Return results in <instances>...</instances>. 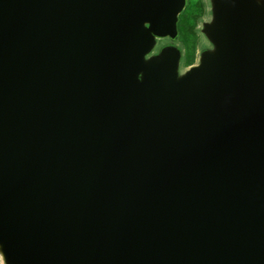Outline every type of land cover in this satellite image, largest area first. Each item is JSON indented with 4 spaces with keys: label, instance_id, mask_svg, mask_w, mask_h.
I'll use <instances>...</instances> for the list:
<instances>
[{
    "label": "water",
    "instance_id": "obj_1",
    "mask_svg": "<svg viewBox=\"0 0 264 264\" xmlns=\"http://www.w3.org/2000/svg\"><path fill=\"white\" fill-rule=\"evenodd\" d=\"M0 0L7 264H264V0Z\"/></svg>",
    "mask_w": 264,
    "mask_h": 264
},
{
    "label": "trees",
    "instance_id": "obj_2",
    "mask_svg": "<svg viewBox=\"0 0 264 264\" xmlns=\"http://www.w3.org/2000/svg\"><path fill=\"white\" fill-rule=\"evenodd\" d=\"M203 9L202 0H186L185 8L178 16L177 34L180 43L175 41V45L180 52L181 66H190L195 60L199 33L196 26L203 15Z\"/></svg>",
    "mask_w": 264,
    "mask_h": 264
},
{
    "label": "rangeland",
    "instance_id": "obj_3",
    "mask_svg": "<svg viewBox=\"0 0 264 264\" xmlns=\"http://www.w3.org/2000/svg\"><path fill=\"white\" fill-rule=\"evenodd\" d=\"M259 0H257L258 2ZM203 6H204V12L203 15L200 19V21L197 23V30H198V40H197V49H196V53H195V60L193 62L192 65L190 66H181V58L179 61V66L177 69V76L178 77H182L184 76L186 73H188L191 69L195 68V67H199L201 65V61H202V52L204 51H213V45L212 43L209 41V39L206 37L205 35V31L204 28L206 25H210L212 24L213 20H214V1L213 0H202ZM186 5V4H185ZM185 8V7H184ZM180 36H178L174 39L171 40L169 38H157L155 39V44L152 48L151 51H149L146 55H145V60H149L152 57L158 56V52L161 51L163 48L168 47V46H172V47H176L175 45V41L176 43H180L179 40ZM0 264H7L4 256L0 253Z\"/></svg>",
    "mask_w": 264,
    "mask_h": 264
}]
</instances>
